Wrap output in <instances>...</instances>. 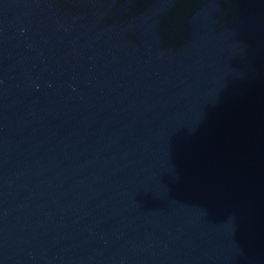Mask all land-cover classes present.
<instances>
[{
    "label": "water",
    "instance_id": "water-1",
    "mask_svg": "<svg viewBox=\"0 0 264 264\" xmlns=\"http://www.w3.org/2000/svg\"><path fill=\"white\" fill-rule=\"evenodd\" d=\"M0 264H264V0H0Z\"/></svg>",
    "mask_w": 264,
    "mask_h": 264
}]
</instances>
